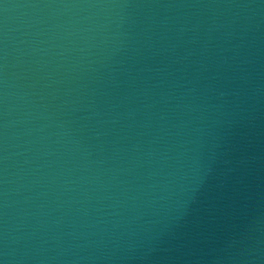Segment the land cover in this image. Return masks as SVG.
<instances>
[{
	"label": "water",
	"instance_id": "95a60500",
	"mask_svg": "<svg viewBox=\"0 0 264 264\" xmlns=\"http://www.w3.org/2000/svg\"><path fill=\"white\" fill-rule=\"evenodd\" d=\"M0 264H264V0H0Z\"/></svg>",
	"mask_w": 264,
	"mask_h": 264
}]
</instances>
